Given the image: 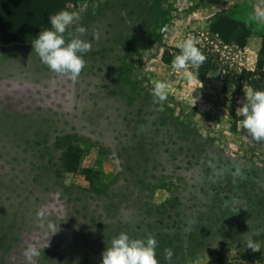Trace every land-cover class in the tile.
I'll use <instances>...</instances> for the list:
<instances>
[{
  "label": "rangeland",
  "instance_id": "rangeland-1",
  "mask_svg": "<svg viewBox=\"0 0 264 264\" xmlns=\"http://www.w3.org/2000/svg\"><path fill=\"white\" fill-rule=\"evenodd\" d=\"M61 9L79 13L92 45L75 80L51 71L32 42L0 44V264H29V243L40 250L31 264H101L122 231L155 237L159 264H264V140L242 129L248 85L233 78L255 69L264 0ZM221 13L251 26L244 48L210 33ZM189 36L216 66L202 84L163 60ZM158 80L168 85L162 102ZM48 222L60 230L51 235Z\"/></svg>",
  "mask_w": 264,
  "mask_h": 264
},
{
  "label": "clouds",
  "instance_id": "clouds-1",
  "mask_svg": "<svg viewBox=\"0 0 264 264\" xmlns=\"http://www.w3.org/2000/svg\"><path fill=\"white\" fill-rule=\"evenodd\" d=\"M261 15L264 18V14ZM79 20L78 12L61 9L49 17L51 27L39 31L31 43L32 51L37 54L42 63L47 65L51 71L67 75L72 80H75L84 68L86 64L84 54L92 47L90 41L82 39L87 29L78 23ZM72 25H75L77 34L66 36L68 27ZM96 38H99L98 35ZM196 45L197 41L192 36L183 40L179 45L180 52L172 61V67L183 69L184 76L189 82L201 83L198 73L189 70L190 66L198 67L206 59ZM167 88L168 85L165 82L159 80L155 82L152 91L157 102L166 99ZM244 97L246 102H242L238 108L243 117L240 121L241 127L247 130L253 139L264 140V90L248 86ZM45 215L46 209L41 206L36 216L43 218ZM47 229L51 235L60 230L53 222L47 223ZM157 247L158 241L150 234L144 238H134L122 231L115 235L104 248L101 264H159L156 256ZM165 254L169 260L173 256L171 249H165ZM24 255L31 264L33 258L40 255V250L36 244L29 243L24 250Z\"/></svg>",
  "mask_w": 264,
  "mask_h": 264
},
{
  "label": "trees",
  "instance_id": "trees-1",
  "mask_svg": "<svg viewBox=\"0 0 264 264\" xmlns=\"http://www.w3.org/2000/svg\"><path fill=\"white\" fill-rule=\"evenodd\" d=\"M78 0H0V44L10 42H32L39 31L49 24V17L66 4H76ZM209 31L215 35L223 45H232L242 49L246 45L247 38L251 35V26L243 21L236 20L232 14L221 13L213 16ZM202 51V50H201ZM177 53L180 51L176 50ZM205 61L196 67L199 80L202 82L207 75L214 71L212 55L204 51ZM175 55L166 50L163 54L164 62L171 64ZM237 83L245 81L248 86L264 90V36L257 55L256 66L253 71L242 69L238 75H233ZM226 87V86H224ZM71 150L67 149L66 157ZM76 156L68 165L71 171L77 164ZM86 178L92 182L94 173L86 170ZM96 175V174H95ZM219 264H233L221 260Z\"/></svg>",
  "mask_w": 264,
  "mask_h": 264
}]
</instances>
